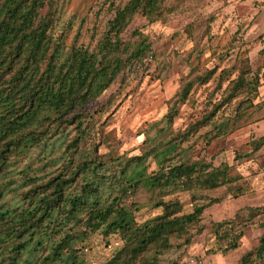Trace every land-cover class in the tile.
<instances>
[{
  "label": "trees",
  "instance_id": "trees-1",
  "mask_svg": "<svg viewBox=\"0 0 264 264\" xmlns=\"http://www.w3.org/2000/svg\"><path fill=\"white\" fill-rule=\"evenodd\" d=\"M61 1L0 0V264H88L75 244L93 232L125 238L124 246L106 264H163L159 254L172 247L171 239L189 242L190 229L200 225L204 211L218 202L201 192L243 179L231 173L227 162L215 166L203 158H185L188 149L183 144L191 135L213 125L210 142L220 135L222 123L210 113L114 167L99 158L96 148L82 146L97 123L87 105L132 64L140 65L152 55L151 44L141 33L136 40H124L121 34L137 14L156 22L179 10L186 0H129L109 20L96 50L73 46L66 52L51 34ZM260 72L261 67L255 71L249 64L242 67L224 89L219 107L237 100L236 112L244 116L263 84ZM193 83L184 84L179 99L188 97ZM174 115L170 109V122ZM68 128L75 135L66 142L60 171L49 177L23 173L12 187L7 183L5 175L14 155L49 144ZM251 144L254 150L262 148L264 135ZM151 158L158 169L148 174ZM79 178V191L69 193ZM141 187L159 190L151 205L162 212L139 222L140 209L130 199ZM10 188L17 192L13 202L6 201ZM178 191L190 195L191 211H184L178 196L166 198ZM262 213L264 206L250 207L246 217L237 213L214 222L221 250L238 248L244 234L241 226ZM237 264H264V232L259 245Z\"/></svg>",
  "mask_w": 264,
  "mask_h": 264
},
{
  "label": "rangeland",
  "instance_id": "rangeland-1",
  "mask_svg": "<svg viewBox=\"0 0 264 264\" xmlns=\"http://www.w3.org/2000/svg\"><path fill=\"white\" fill-rule=\"evenodd\" d=\"M128 1L62 0L51 34L59 39L63 52L73 46L96 50L109 20ZM255 7L248 15L250 6L243 0H186L179 10L156 22L137 14L121 36L136 40L141 33L151 44L152 55L140 65L132 64L87 105L97 123L82 148H96L99 158L111 167L120 160L146 153L153 143L169 140L210 113H215L214 119L222 123L220 135L210 142L209 137L215 132L213 125L191 135L183 144L188 149L185 158H203L215 166L227 162L231 173L241 174L243 179L231 186L201 192L203 197L218 202L204 211L200 225L190 229L189 242L186 238L171 239L172 247L159 254L163 264H237L244 253L259 245L264 232L262 213L241 226L244 234L240 246L224 252L213 225L237 213L246 217L250 207L264 206V146L254 150L251 144L264 135V19L256 20L263 5L256 1ZM248 64L252 71L261 67L263 84L253 96L254 106L239 117L237 100L220 107L219 103L229 81ZM207 75L208 80L203 82ZM190 80L194 83L188 97L179 99L180 90ZM170 109L175 114L172 122L168 118ZM74 135L75 131L68 128L51 138L49 144L14 155L5 175L7 183L12 187L23 173L49 177L60 171L66 142ZM148 165V174L158 169L154 158L149 159ZM80 181L79 178L69 193L79 191ZM240 185L242 188L238 189ZM159 196V190L141 187L131 197L130 202L134 201L140 209L136 212L139 222L162 212L151 205ZM172 196L180 198L184 211L192 210L188 192L178 191L166 198ZM16 197L17 192L10 188L6 201L13 202ZM124 242L125 238L118 234L107 237L93 232L75 247L86 263L106 264Z\"/></svg>",
  "mask_w": 264,
  "mask_h": 264
},
{
  "label": "crops",
  "instance_id": "crops-1",
  "mask_svg": "<svg viewBox=\"0 0 264 264\" xmlns=\"http://www.w3.org/2000/svg\"><path fill=\"white\" fill-rule=\"evenodd\" d=\"M256 1H260L263 5V9L261 10L260 14L257 16L256 20H260L261 17L264 19V0H243V3L246 6H250V12L248 13V15H251L254 12L253 10L256 8L255 7ZM248 17H250V20L253 19V16H248ZM263 26H264V23H263Z\"/></svg>",
  "mask_w": 264,
  "mask_h": 264
},
{
  "label": "built area",
  "instance_id": "built-area-1",
  "mask_svg": "<svg viewBox=\"0 0 264 264\" xmlns=\"http://www.w3.org/2000/svg\"><path fill=\"white\" fill-rule=\"evenodd\" d=\"M192 262H195V260H192Z\"/></svg>",
  "mask_w": 264,
  "mask_h": 264
}]
</instances>
